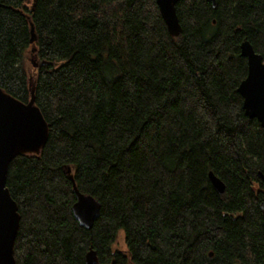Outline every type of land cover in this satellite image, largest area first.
<instances>
[{
  "label": "trees",
  "instance_id": "16d2710c",
  "mask_svg": "<svg viewBox=\"0 0 264 264\" xmlns=\"http://www.w3.org/2000/svg\"><path fill=\"white\" fill-rule=\"evenodd\" d=\"M215 1H179L173 36L157 0H0V87L49 125L8 169L17 264H264V127L238 91L264 0Z\"/></svg>",
  "mask_w": 264,
  "mask_h": 264
},
{
  "label": "water",
  "instance_id": "95a60500",
  "mask_svg": "<svg viewBox=\"0 0 264 264\" xmlns=\"http://www.w3.org/2000/svg\"><path fill=\"white\" fill-rule=\"evenodd\" d=\"M179 1L181 0H157L168 30L173 36H179L182 31L177 13ZM210 1L213 5L216 4L215 0ZM1 6L0 3V9ZM241 54L248 60V74L238 87L243 97V108L246 115L256 118L264 127V58L248 40L242 42ZM48 136L49 125L33 99L23 102L0 87V264H17L14 246L20 228V213L17 201L7 186L9 165L18 155L39 153ZM209 177L216 190L224 193L223 180L213 171L209 172ZM71 179L77 195V201L72 207L74 215L82 225L91 227L100 216V204L77 189L72 175ZM262 209L264 223L263 206ZM86 264H99L95 251L87 254Z\"/></svg>",
  "mask_w": 264,
  "mask_h": 264
},
{
  "label": "rangeland",
  "instance_id": "374dc122",
  "mask_svg": "<svg viewBox=\"0 0 264 264\" xmlns=\"http://www.w3.org/2000/svg\"><path fill=\"white\" fill-rule=\"evenodd\" d=\"M114 248L117 250H122L125 253H127V245L125 242V231L124 230H119L118 235H117V240L114 244Z\"/></svg>",
  "mask_w": 264,
  "mask_h": 264
}]
</instances>
